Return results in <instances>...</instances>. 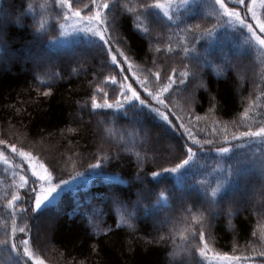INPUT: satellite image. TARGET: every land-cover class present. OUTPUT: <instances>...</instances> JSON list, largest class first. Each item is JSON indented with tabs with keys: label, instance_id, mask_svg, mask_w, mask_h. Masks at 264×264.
<instances>
[{
	"label": "trees",
	"instance_id": "trees-1",
	"mask_svg": "<svg viewBox=\"0 0 264 264\" xmlns=\"http://www.w3.org/2000/svg\"><path fill=\"white\" fill-rule=\"evenodd\" d=\"M108 2L111 7L102 10L108 35L132 64L127 82L143 92L136 77L147 78L151 89L175 72L164 94L172 124L151 106H115L120 78L116 85L109 78L119 68L93 36L62 42L65 9L56 0H0V153L18 165L15 145L43 163L54 180L85 177L36 211L25 201L9 205L16 189L0 165V240L11 243L13 220L17 228V252L10 243L0 245V264H30L22 256L25 239L48 264H209L207 253L264 264V141L232 139L264 126L263 51L243 29L224 26L214 0H193L172 20L148 9L150 35L137 24L144 20L142 5L155 0ZM73 4L82 16L95 11L90 0ZM259 15L264 17V8ZM213 26L212 37L202 35ZM26 55L37 60L26 62ZM93 97L101 107L92 108ZM165 137L171 150L161 147ZM53 138L56 160L39 147ZM221 146L232 151L218 154ZM187 147L194 153L189 165L163 172L187 159ZM97 163L99 168H90ZM229 165L233 175L213 202L211 189L225 175L219 168ZM153 172L163 174L153 178ZM52 215L53 252L36 240L37 222Z\"/></svg>",
	"mask_w": 264,
	"mask_h": 264
},
{
	"label": "snow or ice",
	"instance_id": "snow-or-ice-1",
	"mask_svg": "<svg viewBox=\"0 0 264 264\" xmlns=\"http://www.w3.org/2000/svg\"><path fill=\"white\" fill-rule=\"evenodd\" d=\"M56 2L61 7H66L67 12L64 15L65 21L71 20L72 18H78L79 20L86 22L87 27L84 29L86 32L91 33L93 37H95L100 42L101 49L105 52V59L110 58L111 64L115 67L119 68V72L116 73L115 76L110 77V81L113 85H116L118 82V78H120V85L119 88L114 89L115 92L119 94L121 99L115 101V106L117 108L124 107L125 105H128L130 107H136V102L141 107H149L151 106V110L156 113V115L163 120L164 122L168 123L169 125L172 124V121L170 120V114H172V110L169 109L168 105L165 102V93H168L172 85L175 83V72H173L172 76H169L167 78V83L163 86L153 87L149 88L148 84L146 83L147 78L140 79L139 77H136V83L140 85V87L143 89V93H146V95L142 96V93L138 91L134 86L133 83H128L127 81L130 79L129 76L125 75L126 71H130L132 69V64L129 62L128 56L120 50L118 47L113 46V41L108 35V27L106 26V20H105V14L102 10H107L111 7L108 0H102V3H98V0H90V4L93 8H95V11L88 15V16H82L81 9L78 6H75L73 4V0H56ZM174 2V0H155L154 4H148L144 3L142 5L143 11L139 13L140 16L144 17V20H140L137 24V28L140 29L145 35H150L151 29L148 26V23L146 22L148 20V16L146 15L148 9L150 8H156L163 12L164 16H166L169 20H172L173 17L170 15V5ZM165 3L169 5L168 8L165 7ZM182 3L184 5H187L189 3V0H182ZM215 5L219 6V14L226 19V22L231 23L233 25H239L241 29H247L248 33L251 35V38H253L255 41L259 43V45L264 46V36L257 34V29L259 30L260 34H264V17L257 14L255 11V7L257 4L261 8H264V0H251V4L247 2V0H233L234 5L242 6L241 10H237L235 6L229 7V4L226 3V0H214ZM85 7H88L86 5ZM89 11L91 12V8H89ZM242 11L245 13L244 16H242ZM251 14L252 20L255 21V24L249 23L247 21L246 14ZM217 23H219L217 21ZM63 27V26H61ZM213 28H204L202 30V35L207 34L208 36H211L214 31ZM195 29L199 30L201 26L199 24L194 26ZM188 30V29H185ZM63 34V33H62ZM202 38V36H201ZM169 51H172L171 47L168 49ZM185 52L188 51L187 48L184 49ZM118 57H122V60H118ZM127 64L128 69H125L121 67V65ZM133 76H135V72L132 73ZM157 81L160 80V73L156 72L154 73ZM183 76L184 73H181ZM183 83V81H181ZM47 95V93H45ZM107 95V93H105ZM155 101L156 105H159L160 107H155L152 105V102ZM105 106L108 108H112L113 104H109L107 100H105ZM101 107L96 102L95 97L92 98V108L97 109ZM163 109V110H161ZM247 115V112L245 113ZM177 119H180L179 116H177ZM180 127H184V124L181 123L179 125ZM243 137L247 138H261L262 141H264V126L259 127L256 130H252L249 128L247 131L240 132L239 135L233 134L232 139L233 140H239ZM4 143L3 141H0V144ZM208 143H211L209 141ZM225 144L230 143V141L225 140ZM11 149L13 152L17 151V148L15 145H11ZM218 154H228L232 151L231 148L221 146L216 149ZM21 157H25L29 161V165L32 169V176H34L36 179L31 182V187L28 192L25 193L27 198L29 200H34V209L36 211H40L43 208H46L49 204L52 203L53 200H55L56 195H58V190L61 189V185H67L69 181L67 180H61L59 183H53L52 182V173L49 172V170L44 166L43 163L39 164L38 166H34L31 164L32 156L30 153L25 152L23 150H20L19 152ZM186 154L187 159H183L181 163L176 164L175 167L164 169L163 172L167 173H178L181 169L185 168V166L189 165L190 161L193 159L194 153L191 147L186 148ZM100 164H93L90 165V168H99ZM261 169H264V161H261L260 163ZM220 171L224 172V179L222 181H217L216 187L211 189L210 196L213 198L217 197L218 193L221 190V187L223 184H226L228 182V179L233 175V167L232 165H229L227 169L221 167L219 168ZM161 172H153L151 175L153 178H158L162 175ZM21 185L20 187H25L29 184L28 179H26L24 176L20 177ZM38 182H46L49 186L47 188L39 187L37 188L36 185ZM201 184L205 183V180L200 181ZM20 199L19 195H13L11 201H9V205L12 206L15 201H18ZM160 199H166L164 194L160 195ZM124 218L122 217V220ZM125 223L127 221H124ZM13 228H12V240L11 243L8 239L0 240V245L7 246L10 243V248L12 252H17V244L15 242V233L17 231V228L15 227V220H13ZM131 227V225H129ZM19 232L24 233L26 231L25 227H20ZM199 240L203 243V248L200 249V254L205 255L206 249L208 247L207 243L205 242V234L204 232L199 233ZM24 247H23V255L26 256L28 259L33 261V264H44V261L34 255V253L29 248V240L25 239L22 241ZM224 259H236L235 257L228 258L224 257Z\"/></svg>",
	"mask_w": 264,
	"mask_h": 264
},
{
	"label": "rangeland",
	"instance_id": "rangeland-1",
	"mask_svg": "<svg viewBox=\"0 0 264 264\" xmlns=\"http://www.w3.org/2000/svg\"><path fill=\"white\" fill-rule=\"evenodd\" d=\"M191 1H193V0H189V3ZM231 2H233V0H226V3H228L230 5L234 4ZM247 2L249 4H251V0H247ZM184 6H186V5H184L182 3V0H174V2L170 5V15H172L173 19L184 8ZM165 7L168 8L169 5L167 3H165ZM229 7H233V6H229ZM218 8H219V6H218ZM236 8H237V10H241L242 6L238 5V7H236ZM64 9H65V12H64V15H65V13L67 12V9H66V7H64ZM260 9H261V7L259 6V4H257L255 7V11L257 12L258 15L260 13ZM244 15H245V13L242 11V16H244ZM246 17H247V21L249 23L255 24V21L252 20L250 13L246 14ZM61 26H63V27H60V36L59 37L62 40V42H67L71 38H73L74 36L76 37L78 35L92 36L91 33H88L84 30L87 27V23L79 20L78 18H72L71 20H68V21H65V19H64V22L61 24ZM224 26L227 29L240 28L238 24L233 25V24L228 23V22H226V24ZM243 30L247 35H249V38L252 39V42L257 47H259L264 53V46L259 45V43L257 41H255L253 38H251V35L248 33L247 29H243ZM256 31H257V34L259 35V30L257 29ZM210 37H212V36H210ZM33 60L36 61L37 59H35L31 56H27V55L24 58V61H26V62L33 61ZM141 93H142V95H146V93H143V92H141ZM95 126L97 127L96 123H95ZM101 138L104 141L106 139L105 137H101ZM49 141H51V142H48V144H47V142H45V140H44V142H41V141L36 139L35 142L36 143L41 142L39 147L43 151V153L47 156L48 155L50 156V154H52L54 157L56 156L54 159V160H56L58 157H57V154H55L54 150H53L54 149V145H53L54 138L52 140H49ZM161 143H164L163 146H161V147H164L167 150H171L172 145L169 143V139L167 137H165L161 141ZM19 152H20L19 150L16 152H13L14 155L16 156L17 160H18V163H19L18 165H15L11 160H9L7 158H4L3 153L2 154L0 153V165H2L4 170L10 174V179H11V181H12V183L16 189V195L20 196V199L18 201H15L14 205L16 202L18 203L20 201L21 202L25 201V203L27 202V204L25 205V206H27V208L30 206V207H32V210H35L34 209V200H29L27 198V196L25 195V193L29 191V189L31 187V182L33 180H35L36 178L34 176H32V169L29 165L28 159L25 157H21ZM158 154L159 153H156V155H158ZM31 156H32V160H31L32 165L38 166L39 164H41L36 159V157L34 155L31 154ZM238 173H239V175H241L243 173V170H239ZM21 176H24L29 181V184L26 185L25 187H20V185H21L20 177ZM84 179H85V177L83 175H79L76 177H72L70 179H66L67 181H69V183L67 185H61V189L58 190V195H56V198H55V200L52 201V203H54L57 200V198L61 195L62 192H64L67 189L72 188L73 186H75L77 183H79L80 181H82ZM52 182L53 183H59L60 181L54 180V178H52ZM41 186L44 188H47L49 185L46 182H38L36 185L37 188H39ZM255 190H257V189H255ZM21 192H24V194L22 195ZM19 206H22V205H19ZM56 217H57V215L42 217L37 222V225H36V240H37V242L42 247H45L48 251H52V252H53V246L50 242V235H51V231L53 230V227L55 225V220H57ZM23 247H24V245L22 243V256H24L23 255ZM29 248H30V246H29ZM30 250L32 251L31 248H30ZM34 255L39 258V256H37L36 254H34ZM207 255H208V260L210 261L209 264H253V263H250L249 261H246L244 259H239V258L224 259L225 256L220 257L217 255H211L209 253H207ZM25 258L27 259V261L30 262V264H33L32 260L28 259L26 256H25ZM228 258H231V257H228ZM44 264H48V263H46L44 261Z\"/></svg>",
	"mask_w": 264,
	"mask_h": 264
}]
</instances>
